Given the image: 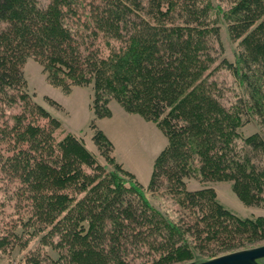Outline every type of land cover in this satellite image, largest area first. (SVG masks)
Segmentation results:
<instances>
[{
  "label": "trees",
  "instance_id": "1",
  "mask_svg": "<svg viewBox=\"0 0 264 264\" xmlns=\"http://www.w3.org/2000/svg\"><path fill=\"white\" fill-rule=\"evenodd\" d=\"M27 57L53 84L90 86L96 118L114 100L157 122L166 143L147 189L171 194L177 218L94 121L101 159L57 137L27 90ZM250 121L259 130L244 135ZM220 180L264 206V0H0V249L38 236L58 255L27 252L26 264H181L264 243V215L235 214L204 184Z\"/></svg>",
  "mask_w": 264,
  "mask_h": 264
},
{
  "label": "rangeland",
  "instance_id": "2",
  "mask_svg": "<svg viewBox=\"0 0 264 264\" xmlns=\"http://www.w3.org/2000/svg\"><path fill=\"white\" fill-rule=\"evenodd\" d=\"M220 37L225 47L226 56L232 59V47L235 42L228 37L223 24L220 28ZM23 71L28 92L32 94L35 101L60 121L61 126L57 131V137L66 133L77 135L81 137L84 145L101 159L92 141L94 130L91 123L94 121L111 142L112 153L116 160L143 184L145 194L151 204L172 218L178 217L181 209L171 194L163 190L152 193L147 189L154 159L166 143V136L155 120L138 112L128 111L114 100L109 102V114L96 118L91 108L90 86L62 87L51 83L42 71L40 63L32 57H27L24 61ZM241 130L244 135H247L258 131L259 126L250 121L243 125ZM204 184L212 186L218 200L235 214L243 217L264 215L263 205H248L243 202L235 194L229 181L220 180ZM202 185L203 183L198 180H191L186 186L193 190ZM19 229V226L15 227L16 232H19ZM210 247L216 248L215 245H210ZM31 251L49 255L52 259L58 255L55 248H51V245L47 243H41L38 236H35L29 238L21 248L17 246L15 251L7 252L0 249V264H26L25 255ZM231 251H209L208 254L209 258H212ZM209 258L198 257L189 261ZM258 261L264 264V257L259 258Z\"/></svg>",
  "mask_w": 264,
  "mask_h": 264
},
{
  "label": "water",
  "instance_id": "3",
  "mask_svg": "<svg viewBox=\"0 0 264 264\" xmlns=\"http://www.w3.org/2000/svg\"><path fill=\"white\" fill-rule=\"evenodd\" d=\"M264 257V243L237 249L209 259L193 260L183 264H261Z\"/></svg>",
  "mask_w": 264,
  "mask_h": 264
}]
</instances>
